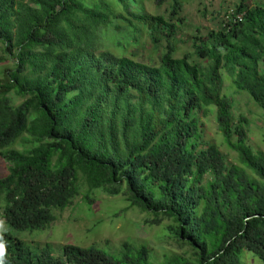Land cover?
Masks as SVG:
<instances>
[{
  "label": "trees",
  "instance_id": "1",
  "mask_svg": "<svg viewBox=\"0 0 264 264\" xmlns=\"http://www.w3.org/2000/svg\"><path fill=\"white\" fill-rule=\"evenodd\" d=\"M95 2L98 8L84 0H0V43L14 60L0 78L5 224L42 230L82 188L124 186L132 206L168 217L192 250L163 264H244L247 254L264 264V154L247 144L248 121L233 118L223 93L224 70L231 88L264 111V0H240L219 30L194 36L192 52L180 58V0H155L156 7L168 2V16L145 12L139 0ZM119 20L130 29L124 34L141 27L165 44L158 65L105 50L101 32ZM14 96L22 98L17 106ZM207 108L239 164L204 141L198 115ZM0 264L153 263L144 245L123 242L116 255L95 246L57 252L0 233Z\"/></svg>",
  "mask_w": 264,
  "mask_h": 264
},
{
  "label": "rangeland",
  "instance_id": "2",
  "mask_svg": "<svg viewBox=\"0 0 264 264\" xmlns=\"http://www.w3.org/2000/svg\"><path fill=\"white\" fill-rule=\"evenodd\" d=\"M109 1V0H108ZM182 3V24L176 38V52L174 57L180 58L192 52L191 40L194 36H205L209 31H217L225 20L228 12L236 8L240 0H180ZM249 6L260 3L262 0H245ZM85 3L98 8L95 0H84ZM141 8L152 15L168 16V2L156 7L155 0H139ZM115 11L122 12V6L112 3ZM117 25V27H116ZM127 22L118 21L117 24L105 28L101 32V42L105 50L127 56L136 61L150 65H158L161 52L165 44L155 45L149 39L146 31L140 27L139 32L124 34ZM0 78L4 70L14 66L11 56L5 55L0 43ZM224 90L232 105V116L236 120L239 116L247 119V144L253 151L264 154V111L250 98L246 92L231 88L230 78L223 70ZM22 98L13 97L12 104L17 106ZM202 123L203 139L213 143L227 155L229 163L239 164L237 155L224 143L215 118V110L207 108L205 113L199 114ZM22 151L25 147L21 141L12 146ZM9 163L0 159V174H5ZM98 188L90 192L81 189L72 205L63 211L54 210L55 220L48 227L35 231H15L5 224L0 209V233L10 234L28 243H49L55 251L62 245L79 247L95 246L104 252L116 255L123 242L135 247L144 245L150 252V261L153 264H163L165 257L178 254L186 258L192 256V250L186 244L178 241L172 230L173 222L161 214L141 210L132 206L128 200L124 186L115 188ZM89 193L93 202L88 204L83 195ZM244 264H261L255 257L244 255Z\"/></svg>",
  "mask_w": 264,
  "mask_h": 264
},
{
  "label": "built area",
  "instance_id": "3",
  "mask_svg": "<svg viewBox=\"0 0 264 264\" xmlns=\"http://www.w3.org/2000/svg\"><path fill=\"white\" fill-rule=\"evenodd\" d=\"M238 18H240V16H238Z\"/></svg>",
  "mask_w": 264,
  "mask_h": 264
}]
</instances>
